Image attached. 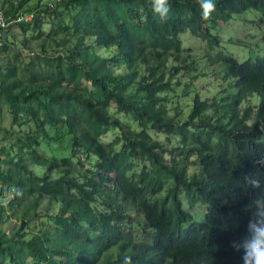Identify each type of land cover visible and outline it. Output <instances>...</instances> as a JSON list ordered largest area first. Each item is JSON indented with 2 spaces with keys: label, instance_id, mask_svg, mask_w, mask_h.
I'll list each match as a JSON object with an SVG mask.
<instances>
[{
  "label": "trees",
  "instance_id": "obj_1",
  "mask_svg": "<svg viewBox=\"0 0 264 264\" xmlns=\"http://www.w3.org/2000/svg\"><path fill=\"white\" fill-rule=\"evenodd\" d=\"M47 1L4 8L34 9L30 22L16 24L22 30L63 3L76 9L71 26L47 32L67 28L69 38L50 36L26 62L0 67V97L13 124L33 125L0 150V182L15 187L0 220L31 198L16 230L0 227L9 264H124L125 256L132 264H251L264 246V57L213 56L219 38L210 28L247 9L259 10L264 24V0H215L207 19L197 0H169L166 22L149 0ZM184 31L206 42L208 61L222 63L231 91L193 90L187 106L174 104V86L188 93L195 78L182 81L193 70L179 57ZM7 41L13 44L6 32L0 50ZM255 94L258 102L242 106ZM111 128L114 138L104 141ZM63 143L67 156L41 152ZM181 193L189 207H206L201 222ZM43 196L59 203L47 217L52 228L25 237Z\"/></svg>",
  "mask_w": 264,
  "mask_h": 264
},
{
  "label": "rangeland",
  "instance_id": "obj_2",
  "mask_svg": "<svg viewBox=\"0 0 264 264\" xmlns=\"http://www.w3.org/2000/svg\"><path fill=\"white\" fill-rule=\"evenodd\" d=\"M44 0H0V4L6 8L10 4H16L21 7H32L37 3H43ZM11 2V3H10ZM20 2V3H19ZM57 14H52L50 16L45 15L41 18L40 26L29 25L25 27L24 30L20 29L16 24H12L7 29L8 38L13 40V44L7 41V46L5 50H0V67L4 70L10 63H21L27 61V56L30 55L29 51L33 50V47L42 43L43 45L50 43L47 40L48 37L53 36L56 40L59 37L69 38L67 28H61L57 30L55 35H47L49 30H56L57 24L66 26L73 24V16L76 13V9L67 8V5L61 4L56 7ZM261 17L259 10L247 9L245 12L239 15H234L226 22L217 21L210 28V32L217 35L219 38V46L213 52V56L221 55L222 53L233 56L236 60L242 61L245 59H256L258 57H264V24L258 23V20ZM47 18L50 20L48 21ZM52 28V29H51ZM41 35L36 37L37 33ZM182 40V52L179 56L183 61V64H190L193 70H189L186 77H182V81L190 79L192 76L195 78L192 79L190 83V92H186V89L182 85H175L173 91V100L174 104H178L182 107L188 105L189 100L193 96V90L198 91L202 96H210L211 93L216 91H221L222 89H227V80L230 79L223 78V65L221 62L211 64L208 61L206 42L195 37L189 31H184L180 35ZM26 40V47L22 46V41ZM76 38L72 41L74 42ZM97 51L100 54H104L103 50L98 48ZM34 52V51H33ZM29 53V54H28ZM189 81V80H188ZM231 88H228L227 91H231ZM259 95L255 94L254 96L248 97L244 100L242 106L246 104H255L258 102ZM186 108H184L185 110ZM112 110V109H111ZM188 112V109L185 110ZM114 115L118 116L122 120H127L131 122L130 118L122 113L114 111ZM248 123H251L252 120H248ZM33 128L31 122H26L18 128L17 125L13 124L12 116L8 110L7 105L0 97V150L1 148L8 149L10 142H13L17 137H19L20 132L30 131ZM48 132H51L52 129L46 127ZM116 130L111 128L105 137L104 141H110L114 138ZM152 132V131H151ZM150 132V133H151ZM152 137L155 135L151 133ZM162 138V136H159ZM52 145V142H51ZM67 143L59 144V148L66 147ZM41 148V152L47 155H54L56 157L67 156L70 154V144L67 145V148ZM17 153V148L13 150V155ZM1 159H5L6 156L1 154ZM2 163V162H1ZM3 169L6 171L9 169L7 163H2ZM35 172H41L42 167L28 165ZM5 184L0 182V204H6L11 197L15 187L11 186L7 190H4ZM165 190H163L160 196H164ZM180 198L183 202V207L185 210L189 211L194 221L201 222L204 218L206 207L202 204H197L192 207H189L188 203L184 198V194H180ZM31 198L23 202L18 209L6 210L4 216L0 220V227L7 233H12L20 223V214L23 211L24 206L28 207V212H30ZM59 203H57L55 198H50L43 196L38 199L37 206L34 208L37 212L36 214L40 215L36 220L31 219L25 221L26 225L24 227L25 237H29L32 233L36 232L38 226L40 229L52 228L51 222H46L49 215L55 214L58 211ZM41 223V224H40ZM188 224H185L187 226ZM0 264H9L8 258L4 253L0 252Z\"/></svg>",
  "mask_w": 264,
  "mask_h": 264
},
{
  "label": "clouds",
  "instance_id": "obj_3",
  "mask_svg": "<svg viewBox=\"0 0 264 264\" xmlns=\"http://www.w3.org/2000/svg\"><path fill=\"white\" fill-rule=\"evenodd\" d=\"M202 11V17L207 19L215 11V0H197ZM152 10L160 17L161 22H166L169 16L171 5L169 0H149ZM124 264H132L131 256L124 257ZM251 264H264V246H257L254 249Z\"/></svg>",
  "mask_w": 264,
  "mask_h": 264
},
{
  "label": "built area",
  "instance_id": "obj_4",
  "mask_svg": "<svg viewBox=\"0 0 264 264\" xmlns=\"http://www.w3.org/2000/svg\"><path fill=\"white\" fill-rule=\"evenodd\" d=\"M48 5L52 4V0L47 1ZM34 17V9L22 10L17 9L14 13H7L0 4V46L3 44L5 33L12 24L30 22Z\"/></svg>",
  "mask_w": 264,
  "mask_h": 264
}]
</instances>
